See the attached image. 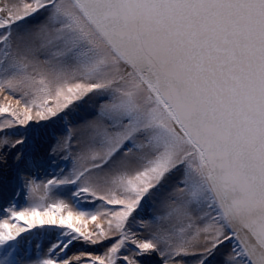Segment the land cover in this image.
Segmentation results:
<instances>
[{"label":"snow or ice","instance_id":"snow-or-ice-1","mask_svg":"<svg viewBox=\"0 0 264 264\" xmlns=\"http://www.w3.org/2000/svg\"><path fill=\"white\" fill-rule=\"evenodd\" d=\"M0 264H264V0H0Z\"/></svg>","mask_w":264,"mask_h":264}]
</instances>
